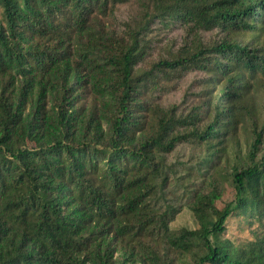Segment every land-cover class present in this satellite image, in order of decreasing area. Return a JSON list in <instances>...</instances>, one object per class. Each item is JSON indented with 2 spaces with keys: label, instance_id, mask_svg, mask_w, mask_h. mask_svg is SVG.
Here are the masks:
<instances>
[{
  "label": "trees",
  "instance_id": "1",
  "mask_svg": "<svg viewBox=\"0 0 264 264\" xmlns=\"http://www.w3.org/2000/svg\"><path fill=\"white\" fill-rule=\"evenodd\" d=\"M125 1L0 0V264H264V0H138L113 28ZM155 21L240 38L136 68ZM186 69L202 99L162 105ZM179 147L190 156L171 162ZM184 207L198 227L172 230Z\"/></svg>",
  "mask_w": 264,
  "mask_h": 264
},
{
  "label": "rangeland",
  "instance_id": "2",
  "mask_svg": "<svg viewBox=\"0 0 264 264\" xmlns=\"http://www.w3.org/2000/svg\"><path fill=\"white\" fill-rule=\"evenodd\" d=\"M138 0H126L123 3H119L115 8L113 16L107 20L108 24L113 28H123V24L133 18L140 16L141 9L138 5ZM167 25H163L160 22H154L151 25V29L146 36L147 46L145 52L140 60L137 61L136 68L148 69L154 61L161 58H173L176 55L185 53L192 50L195 40L201 41L203 44H213L222 38L232 37L238 39L237 35H229L219 27H213L210 29H200L195 31H189V27L180 24L178 21L167 22ZM204 76L203 72L197 69H186L175 72L170 80H165L167 84L166 91H159L155 93L157 101L162 105H172L186 103L188 109L192 104L202 99L198 96L201 90V83H198L201 77ZM258 108L264 106V93L261 90L257 94L256 103ZM257 108V109H258ZM255 110L259 118L262 117V112ZM262 122L257 126V130L263 128ZM248 125L239 130V147L233 149L219 168L216 174V185L218 192L213 205L216 208H222L226 202L233 198V188L228 176L232 165L239 163V166L247 160V146L252 138V132L247 131ZM264 136V129H263ZM191 154V150L188 147H179L176 151L170 154L169 159L171 162L177 163L179 160L186 159ZM264 155V144L259 155ZM229 231L236 233L235 225L232 219L228 220ZM172 230H177L182 227L188 229H195L198 227L197 220L192 214L191 210L187 207L181 209L174 219L170 222Z\"/></svg>",
  "mask_w": 264,
  "mask_h": 264
}]
</instances>
